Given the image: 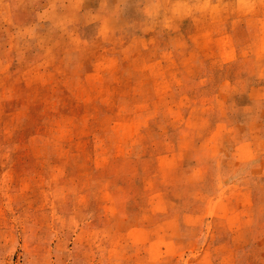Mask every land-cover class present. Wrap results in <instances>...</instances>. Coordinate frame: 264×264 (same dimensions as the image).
Returning <instances> with one entry per match:
<instances>
[{
  "label": "rangeland",
  "instance_id": "obj_1",
  "mask_svg": "<svg viewBox=\"0 0 264 264\" xmlns=\"http://www.w3.org/2000/svg\"><path fill=\"white\" fill-rule=\"evenodd\" d=\"M0 264H264V0H0Z\"/></svg>",
  "mask_w": 264,
  "mask_h": 264
}]
</instances>
